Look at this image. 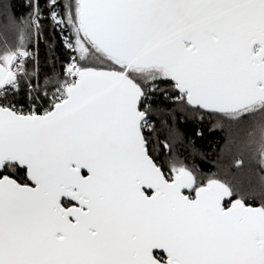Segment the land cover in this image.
<instances>
[{
    "label": "snow or ice",
    "instance_id": "snow-or-ice-1",
    "mask_svg": "<svg viewBox=\"0 0 264 264\" xmlns=\"http://www.w3.org/2000/svg\"><path fill=\"white\" fill-rule=\"evenodd\" d=\"M28 6L0 50V264H264V180L252 206L183 165L166 173L146 103L167 82L181 111L259 117L264 156V0ZM45 27L67 59L40 83L29 44Z\"/></svg>",
    "mask_w": 264,
    "mask_h": 264
},
{
    "label": "trees",
    "instance_id": "trees-1",
    "mask_svg": "<svg viewBox=\"0 0 264 264\" xmlns=\"http://www.w3.org/2000/svg\"><path fill=\"white\" fill-rule=\"evenodd\" d=\"M29 0H0V50L12 48L19 41L18 25L27 20L32 9ZM13 20L15 23H13ZM29 49L39 57L40 83L45 75L60 71L67 59L58 32L45 27L43 35ZM35 61H29L32 69ZM159 90L146 103L151 107L150 120L156 131L150 137V150L158 165L168 173L173 163L194 171L199 180L219 179L236 186L248 204L261 203L260 186L264 180V156L260 153L257 134L259 117L240 121L203 111H181L175 102L166 99L164 91L170 84L161 82ZM27 89L23 86L20 101L27 105ZM169 95L171 93L169 92ZM167 144L168 147H164Z\"/></svg>",
    "mask_w": 264,
    "mask_h": 264
},
{
    "label": "built area",
    "instance_id": "built-area-1",
    "mask_svg": "<svg viewBox=\"0 0 264 264\" xmlns=\"http://www.w3.org/2000/svg\"><path fill=\"white\" fill-rule=\"evenodd\" d=\"M58 34H59V33H58ZM59 37H60V40H61V43H62V37H61L60 34H59ZM35 38H36V37H35ZM35 40H36V39H35ZM31 51L34 52V53H36V43H35V45H34V49H32ZM149 122L153 124V122L150 120V118H149Z\"/></svg>",
    "mask_w": 264,
    "mask_h": 264
},
{
    "label": "water",
    "instance_id": "water-1",
    "mask_svg": "<svg viewBox=\"0 0 264 264\" xmlns=\"http://www.w3.org/2000/svg\"><path fill=\"white\" fill-rule=\"evenodd\" d=\"M201 111H203L205 113H210V112H207V111H204V110H201ZM210 114H216V113H210ZM193 195H194V193H193Z\"/></svg>",
    "mask_w": 264,
    "mask_h": 264
},
{
    "label": "crops",
    "instance_id": "crops-1",
    "mask_svg": "<svg viewBox=\"0 0 264 264\" xmlns=\"http://www.w3.org/2000/svg\"><path fill=\"white\" fill-rule=\"evenodd\" d=\"M35 36V35H34Z\"/></svg>",
    "mask_w": 264,
    "mask_h": 264
},
{
    "label": "rangeland",
    "instance_id": "rangeland-1",
    "mask_svg": "<svg viewBox=\"0 0 264 264\" xmlns=\"http://www.w3.org/2000/svg\"><path fill=\"white\" fill-rule=\"evenodd\" d=\"M65 49V48H64Z\"/></svg>",
    "mask_w": 264,
    "mask_h": 264
}]
</instances>
